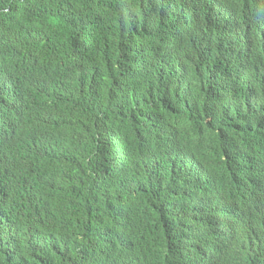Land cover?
I'll return each mask as SVG.
<instances>
[{"label": "trees", "instance_id": "16d2710c", "mask_svg": "<svg viewBox=\"0 0 264 264\" xmlns=\"http://www.w3.org/2000/svg\"><path fill=\"white\" fill-rule=\"evenodd\" d=\"M186 2L0 0V264H217L248 163L264 183V47ZM237 237L264 264V214Z\"/></svg>", "mask_w": 264, "mask_h": 264}, {"label": "clouds", "instance_id": "9594fccd", "mask_svg": "<svg viewBox=\"0 0 264 264\" xmlns=\"http://www.w3.org/2000/svg\"><path fill=\"white\" fill-rule=\"evenodd\" d=\"M203 0H187L184 4V15L189 18V24L196 22L194 31H209L212 39L222 37L229 38L235 29L231 31V21L224 19L214 13L204 15L201 9ZM228 12V7H232L235 12L240 14L245 23L241 27L244 32L253 30L257 37L259 47H264V0H219ZM229 14V12H228ZM203 47L210 45L209 40L205 37L199 38ZM207 41V42H206ZM264 58V53L261 54ZM228 173L235 176V167L230 166ZM240 179V178H239ZM245 183L248 184L246 191L242 192L235 188L239 195L230 199V219L225 225H220L215 239H210L208 245L210 253L215 257L217 264H242L241 256L238 255V221L241 214H264V183L258 178L255 166L252 162L247 164L245 172ZM251 181V182H250ZM264 246V241H249L245 244L246 252L256 250ZM244 253V254H245Z\"/></svg>", "mask_w": 264, "mask_h": 264}]
</instances>
